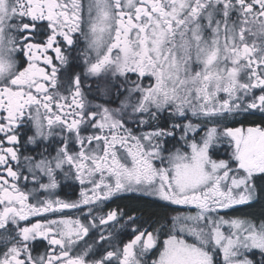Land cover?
<instances>
[{"label": "snow or ice", "instance_id": "1", "mask_svg": "<svg viewBox=\"0 0 264 264\" xmlns=\"http://www.w3.org/2000/svg\"><path fill=\"white\" fill-rule=\"evenodd\" d=\"M81 42L83 72L62 79ZM101 77L118 107L85 103V81ZM164 112L171 130L128 127ZM25 125L26 143L56 139L54 154L21 157ZM175 130L184 143L169 150ZM220 147L227 159H213ZM60 174L78 200L55 195ZM257 174L264 0H0V264H264V221L220 215L255 198ZM122 193L195 211L154 231L128 216L129 238L113 244L125 213L104 206Z\"/></svg>", "mask_w": 264, "mask_h": 264}, {"label": "flooded vegetation", "instance_id": "2", "mask_svg": "<svg viewBox=\"0 0 264 264\" xmlns=\"http://www.w3.org/2000/svg\"><path fill=\"white\" fill-rule=\"evenodd\" d=\"M83 44H79L77 48L71 50L69 54V64L61 70V78L63 79L67 75L74 74L76 72H83L84 65H83V58L80 56L79 52L82 50ZM50 55H54V53H49ZM135 77H133L134 79ZM145 83L148 81L145 80ZM85 83L93 84L92 89L85 88L83 91L85 93V103L86 104H105L108 107H118L119 100L113 95L102 96L100 92L97 90L96 85H104L106 80L104 77L94 79V80H87ZM252 119H256L259 121V116L252 117ZM180 122V121H176ZM173 123L172 119L169 117L167 112H164L159 116L157 120L151 121L149 126H140L136 124H129L128 127L133 129L134 134L140 135L141 133H146L151 131L156 127L166 128L171 130V124ZM207 123L208 126H212V123L209 122H202ZM221 124H226V126L234 127L238 126L235 124L227 123V121L219 122ZM247 126V125H245ZM20 145L19 151L21 157L23 156H34L41 151L42 148L47 147L49 152H53V149L57 146L56 139L50 140L48 143H41L39 145H31L26 143L27 136L32 135L31 126L25 125L23 128L20 129ZM182 133L179 130H175L174 136H169L164 138V146L169 149L173 150L174 148H178L184 142L180 140ZM203 135V133H201ZM199 139V137H197ZM228 150L226 147H220L215 149L212 153L213 159H227ZM67 170V169H66ZM57 180L59 183V187L55 190V195L61 199L67 201H75L79 199L80 195V185L78 182L68 179L65 180L63 175L60 174L57 176ZM24 186L23 184L21 185ZM28 188H31L32 185H27ZM140 202L144 204L141 205ZM246 205V204H244ZM236 205L231 209L221 210L220 215L227 218H248L241 215L239 212V208L244 206ZM120 209L123 213H125L124 218L121 219L117 224L111 225L109 230L114 232L116 235V239L112 241L113 244L118 243L121 240L126 241L128 236V231L131 225H126L125 221L127 220L128 216H136L137 217V225H143L144 227H148L151 225L149 230H156L161 228L162 225H167L170 223L172 217L177 215L187 214L189 212H194V208H190L189 206H177L172 205L169 202L159 200L156 197L149 196L147 194H139V193H122L118 197L113 198L109 202L106 203L104 206V211H108L110 209ZM64 215L70 216L72 218H76L80 215L79 212L73 210H64ZM47 218L51 219L52 216H48ZM32 222H35V218H31ZM251 220V219H250ZM258 224V223H257ZM123 226V227H122ZM168 228L163 227L162 232H167ZM165 237L161 235L160 239L163 240ZM190 239V238H189ZM91 243V240H89ZM47 245V241H38L34 245V252L33 254H39L45 251ZM103 246H100L96 249L97 256L101 254ZM158 256V252H154L149 254L148 260L155 259ZM220 259V257H218Z\"/></svg>", "mask_w": 264, "mask_h": 264}, {"label": "trees", "instance_id": "3", "mask_svg": "<svg viewBox=\"0 0 264 264\" xmlns=\"http://www.w3.org/2000/svg\"><path fill=\"white\" fill-rule=\"evenodd\" d=\"M254 183L256 185L255 198L240 207L238 213L259 224L264 221V176L257 174ZM140 204L144 206L142 202Z\"/></svg>", "mask_w": 264, "mask_h": 264}, {"label": "rangeland", "instance_id": "4", "mask_svg": "<svg viewBox=\"0 0 264 264\" xmlns=\"http://www.w3.org/2000/svg\"><path fill=\"white\" fill-rule=\"evenodd\" d=\"M244 205V204H243ZM248 219V218H247ZM250 220V219H249ZM253 221V220H252ZM256 223V222H255ZM257 224V223H256ZM258 225V224H257Z\"/></svg>", "mask_w": 264, "mask_h": 264}]
</instances>
